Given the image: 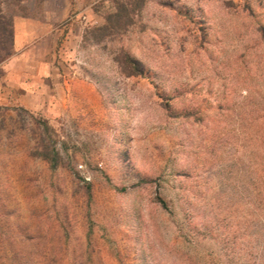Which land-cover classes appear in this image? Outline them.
Returning a JSON list of instances; mask_svg holds the SVG:
<instances>
[{"label": "rangeland", "instance_id": "rangeland-1", "mask_svg": "<svg viewBox=\"0 0 264 264\" xmlns=\"http://www.w3.org/2000/svg\"><path fill=\"white\" fill-rule=\"evenodd\" d=\"M116 2L0 0L6 47L42 36L35 109L13 71L0 105V264H264V0H145L103 37Z\"/></svg>", "mask_w": 264, "mask_h": 264}, {"label": "trees", "instance_id": "trees-1", "mask_svg": "<svg viewBox=\"0 0 264 264\" xmlns=\"http://www.w3.org/2000/svg\"><path fill=\"white\" fill-rule=\"evenodd\" d=\"M145 0H117L114 13H110L105 18V24L101 27H96L97 31L102 33L103 37H110L114 34H121L123 30L132 24V17L135 16L143 7ZM13 22L11 18L0 15V62L9 58L13 52L10 47L4 45L5 42L13 43ZM127 65L130 71L127 72L128 76H134L143 72V66L140 61L135 58L127 57ZM41 122V121H40ZM45 131L48 125L42 123ZM41 154L49 162L52 168L58 165V151L51 144L41 143ZM87 197H91L90 187H86ZM161 204L166 207L163 200Z\"/></svg>", "mask_w": 264, "mask_h": 264}, {"label": "crops", "instance_id": "crops-1", "mask_svg": "<svg viewBox=\"0 0 264 264\" xmlns=\"http://www.w3.org/2000/svg\"><path fill=\"white\" fill-rule=\"evenodd\" d=\"M82 13L83 12L80 11L76 16H80L79 14H82ZM83 17L86 18L87 16L83 15ZM21 19H23L27 25L29 24L28 23L29 21H27V19H24V18H18L17 20L14 21V23H13V34H14L13 35V46H15L16 22L18 20H21ZM82 25L83 24L79 23L77 20H72L66 28L64 40L72 43L73 40L75 39V43H76L77 42L76 39H79V37L82 33V30H81ZM55 31H60V29H56ZM47 33H49V32H47ZM47 33H45V34H47ZM36 39H39V41H40L42 39V36H39L38 38H35V36H33V35L30 36L29 38H27V40L25 42H22L21 49H15L14 48V52L10 56V58L0 62V69H1V73H0V105L6 104L9 101L8 85H7L8 81L7 80L9 79V77H11V75L13 73L14 78L16 79V87L15 88L17 89V91H19V93L17 92L18 94L16 95V99L11 98V100L13 102L17 101V103L24 105L26 107H29L31 109H35L32 104L27 103V101H26L27 95L24 93L23 89L24 90L29 89L27 84H25L28 82V80L24 78L22 71H18V67H19V64H21V62H23L25 60L28 61V59L31 58L30 53L27 50L31 46H35L37 44ZM31 59L33 60V58H31ZM9 73H11V74H9ZM39 79H40V77H39ZM21 91H23V92H21Z\"/></svg>", "mask_w": 264, "mask_h": 264}]
</instances>
